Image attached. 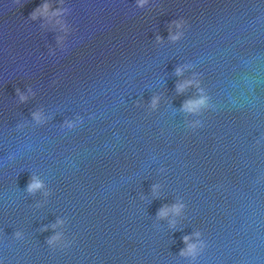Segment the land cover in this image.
I'll return each instance as SVG.
<instances>
[{
  "label": "water",
  "instance_id": "95a60500",
  "mask_svg": "<svg viewBox=\"0 0 264 264\" xmlns=\"http://www.w3.org/2000/svg\"><path fill=\"white\" fill-rule=\"evenodd\" d=\"M0 264H264V0H0Z\"/></svg>",
  "mask_w": 264,
  "mask_h": 264
},
{
  "label": "clouds",
  "instance_id": "9594fccd",
  "mask_svg": "<svg viewBox=\"0 0 264 264\" xmlns=\"http://www.w3.org/2000/svg\"><path fill=\"white\" fill-rule=\"evenodd\" d=\"M146 2H147V0H138V5L142 7ZM49 8H50V5L45 3L40 8H38L35 12L32 13V18L35 19L38 12L46 11ZM60 11L61 10H57V13H54V14H58ZM172 24L178 29H183L184 26L187 24V21L185 19H183V18H180V19L174 20L172 22ZM62 27H66V26H62ZM183 34L184 33L182 31L176 32L175 34H171L170 38L175 41V40L180 39L183 36ZM58 39L60 41H63L64 38L63 37H59ZM158 39H163V38L162 37H158ZM183 71H184V69L182 67H178L176 69V72H177L178 75L182 74ZM199 84H200V81H198L196 79H189V80H185V81L179 83L177 85V89H178V91L183 92L189 86H192V85L199 86ZM19 91L20 90L17 89L18 93H19ZM200 92L203 93L204 89L200 88ZM20 98H21L22 101L27 99V97L25 95H23V94H20ZM159 99H160L159 96L153 97V100H152V106L153 107H155L158 104ZM209 100H210V97L206 96V95H200L198 98L189 99V100L185 101V103L183 105V110L187 111V112L195 113V112L200 111L203 108L212 107V105L209 104ZM33 115H34V117L37 120H41L42 119V114L40 112H36ZM199 123H200L199 121L196 122V124H199ZM68 126L69 127H73L74 125L71 122H69ZM42 187H44L43 182L39 178H37L36 176H33L31 178L29 184H28L27 190L30 193H34L35 191L41 189ZM154 187H157V186H154ZM183 207H184V205L180 204V203L173 204L171 206L165 205L164 207H162L159 210L158 216L161 217V218H164V217H167L170 212H174L176 214H179ZM60 223H63V221H60ZM16 235H19V233H17ZM196 235L199 236L200 234L196 233ZM60 238H61V235L58 233V234L52 236L48 240V243L49 244H54ZM190 239H191L190 236H185L184 237V241L187 244V248L186 249H182L181 250V254L182 255L196 256L197 253H198V249H199L200 245H199V243H189Z\"/></svg>",
  "mask_w": 264,
  "mask_h": 264
}]
</instances>
